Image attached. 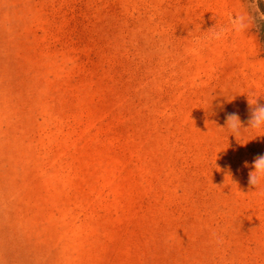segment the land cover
<instances>
[{"label":"rangeland","instance_id":"obj_1","mask_svg":"<svg viewBox=\"0 0 264 264\" xmlns=\"http://www.w3.org/2000/svg\"><path fill=\"white\" fill-rule=\"evenodd\" d=\"M239 3L0 0V264H264V134L222 129L264 20L194 43Z\"/></svg>","mask_w":264,"mask_h":264},{"label":"clouds","instance_id":"obj_2","mask_svg":"<svg viewBox=\"0 0 264 264\" xmlns=\"http://www.w3.org/2000/svg\"><path fill=\"white\" fill-rule=\"evenodd\" d=\"M260 2H264V0H240L238 5L223 14L226 17L225 19H216L215 24L207 30L202 31L200 28L201 34L195 37L194 43L200 46H206L227 39L235 42L243 37H249L247 33L254 26L255 21L252 12L257 13L259 18L264 20V12H260L258 7ZM219 15L221 14L214 15V18H217ZM246 94L248 98L250 97L249 104L252 108L248 126L245 127L242 125L238 115H229L226 119L225 126L222 127L227 138L232 135L237 139L249 132L264 134V105L257 103V98L264 96V93L252 90ZM222 95L228 99L226 95ZM252 169L249 173V184L255 186L257 191H264V155H259L254 159Z\"/></svg>","mask_w":264,"mask_h":264},{"label":"trees","instance_id":"obj_3","mask_svg":"<svg viewBox=\"0 0 264 264\" xmlns=\"http://www.w3.org/2000/svg\"><path fill=\"white\" fill-rule=\"evenodd\" d=\"M261 34V39L264 41V33H260Z\"/></svg>","mask_w":264,"mask_h":264}]
</instances>
